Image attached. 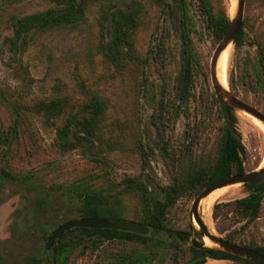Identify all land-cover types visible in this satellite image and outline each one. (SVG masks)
<instances>
[{
  "label": "rangeland",
  "instance_id": "1",
  "mask_svg": "<svg viewBox=\"0 0 264 264\" xmlns=\"http://www.w3.org/2000/svg\"><path fill=\"white\" fill-rule=\"evenodd\" d=\"M211 1L234 15L237 0ZM105 5H89L85 19L72 26L35 32L19 65L5 42L12 34L11 19L46 10L53 4L47 0H0V130L9 134L12 127L16 128L11 143L0 144V165L16 174L32 176L29 185L5 183L0 189V264H32V259L39 256H42L43 264H53L51 253L43 252L46 243L43 229L51 225L52 231L65 220L76 218L79 201L73 189L80 183L100 187L108 181L119 183L127 176H142L151 183L153 192L160 194L158 186L170 184L176 175L189 168L191 159L199 156L204 165L214 161L219 121L212 122L204 131L198 130L203 114L209 112L215 120L216 106L212 99L217 98L210 82L209 66L218 43L215 44L207 34L203 35L202 24L198 21L193 39L206 75L200 71L194 76L188 100L179 105L182 113L178 117L172 116L178 104L180 70L179 42L173 24H167L171 36L166 42L172 55L163 67L156 69L155 63L150 61L130 63L123 70H117L99 51L102 38L98 19ZM112 6L114 9L137 10L142 1L114 0ZM156 17L157 11H151L150 24L136 33V47L143 58L153 45L151 32L157 25L154 24ZM242 22L249 38L264 40V0H245ZM225 49L228 88L232 78L239 90L237 96L264 112V94H254L242 85L245 72L251 78L250 73L257 65L256 47L247 43L235 49L230 44ZM81 84L98 93L106 106L101 119L102 137L113 144L112 149L107 148L105 152L106 165L94 162L80 149L61 153L55 137L56 128L64 118L51 125L33 109L39 101L58 95L66 96L71 103L83 101ZM234 111L236 128L247 150L245 169L264 166V129L254 125L250 115ZM156 112L162 114L160 121L165 123L159 129L162 128L161 134L167 140L170 152L174 153L169 159L160 152L162 142L154 124L160 122ZM170 113L171 117H168ZM194 130L198 133L192 140ZM142 147L150 155L149 164L145 166L139 153ZM222 188V195L213 201L208 228L213 232H217V228L223 229L221 235L232 232L243 245L264 247V199L258 217L248 221L233 214L232 207L225 204L250 191L242 184ZM193 199L182 197L167 209L166 231L152 235L156 241L166 237L169 241L165 245L158 243L154 247L150 240L142 244L123 234L113 239L100 237L93 243L95 238L78 240L79 233L75 232L64 237L65 242H77L64 264H123L121 258L138 252L148 256V264H174L175 255L177 264L187 263L192 236L177 245L175 231H189L191 225L199 230L190 210ZM123 203L124 218L133 219L138 210L137 199L127 195ZM216 204L214 219L213 206ZM204 264L240 263L207 259Z\"/></svg>",
  "mask_w": 264,
  "mask_h": 264
},
{
  "label": "trees",
  "instance_id": "2",
  "mask_svg": "<svg viewBox=\"0 0 264 264\" xmlns=\"http://www.w3.org/2000/svg\"><path fill=\"white\" fill-rule=\"evenodd\" d=\"M53 4L51 8L43 11L16 16L11 19L12 34L5 38L6 44L15 62L21 64L22 57L27 51L35 32H43L58 27H68L77 24L85 19L89 5L93 3H106L102 7L98 19L100 25L101 44L100 53L105 60L117 70H123L130 63H149L153 61L155 68L163 67L171 57L172 53L166 46L171 36V28L167 24H173L179 42V76H178V99L177 109L172 116L178 117L182 111L180 104L188 100L193 85L194 76L204 73L202 62L195 49L193 35L195 25L199 21L202 24L203 35H208L217 44L224 36L230 22V15L225 8L216 7L211 0H141L140 9L124 10L114 9V0H47ZM249 1V0H248ZM157 11L154 24H157L151 32L153 45L148 49L147 55L143 58L136 47V33L150 24L151 11ZM242 22L239 34L234 38L232 44L235 49L241 48L244 44H252L257 49V65L251 71V78L248 72L243 76L242 85L247 86L254 94H264V40L249 38ZM247 41V42H246ZM229 87L238 95V87L235 81L229 79ZM85 96L83 101L69 102L66 96H55L48 100H41L33 106L38 114L42 115L46 122L51 125L55 121L64 118V122L57 126L55 144L61 153H67L80 149L94 162L108 164L105 152L112 149V143L102 137L101 119L105 113L106 106L100 95L83 84L79 87ZM216 106L215 120L208 112L202 115L200 131L211 127L212 122L219 121L220 131L217 152L214 161L209 165L200 162V158L191 159L187 170L179 173L173 178L170 184L158 186L160 194L153 192L151 183L142 176H127L119 183L108 181L105 186L95 187L94 184L83 182L75 186L73 191L79 201L76 207V218H107L109 220H126L122 208L124 196H134L137 199L138 210L132 220L145 225L149 232L146 235L129 231L113 230L108 228H82L73 227L58 238L51 248V259L53 264H64L68 254L73 251L77 242L70 240L65 242L64 237L79 233L78 240L83 237L113 239L118 234L127 238H135L142 244L147 240L153 241L154 247L158 243L165 245L169 240L164 237L161 241L152 238L154 234H161L166 231L165 215L167 209L174 205L182 197L194 198L201 190L213 184L217 180L236 173L248 171L245 169V157L247 150L241 141V135L237 131V116L230 106H226L228 120H225L218 101L213 98ZM179 107V108H178ZM179 109V110H178ZM158 119L162 118L160 112H156ZM155 117V114H154ZM168 117H171V113ZM158 121V122H159ZM165 122L160 121L156 125L158 137L162 142L160 152L162 156L169 159L174 153L170 152L167 140L161 134L159 126ZM198 129V128H197ZM15 126L9 134L0 130V144L9 145L15 135ZM192 132L193 135L198 133ZM105 146V147H103ZM108 148V149H107ZM142 164H149V153L142 147L139 150ZM1 159V158H0ZM145 176L150 179L148 173ZM32 176L29 174H16L5 166L0 165V189L5 183L31 184ZM155 186V185H154ZM250 192L248 195L227 202L225 205L232 207L233 214L245 217L252 221L258 217L259 210L264 199V183L259 185L243 184ZM40 199H43L40 197ZM217 204L213 206L214 219ZM60 221L58 220V223ZM52 226L44 227L43 241L46 242L51 234ZM217 232L222 234L223 229ZM177 245L182 241H188L189 259L185 264H204L207 259L232 260L240 264H253L243 258L226 253L215 247L207 246L203 242V232L196 230L193 225L189 231H175ZM165 236V235H164ZM225 238L238 242L232 233L223 235ZM264 254V247L247 245ZM45 252V248L43 250ZM152 253V252H149ZM123 264H148V256L141 252L123 257ZM174 264H177V256H173ZM32 264H43L42 256L32 259Z\"/></svg>",
  "mask_w": 264,
  "mask_h": 264
},
{
  "label": "water",
  "instance_id": "3",
  "mask_svg": "<svg viewBox=\"0 0 264 264\" xmlns=\"http://www.w3.org/2000/svg\"><path fill=\"white\" fill-rule=\"evenodd\" d=\"M244 7L245 0H237L236 11L234 15H230V22L226 32L222 39L218 42L212 54L209 66V78L225 120H228V111L226 106H230L234 110L244 112L245 114L250 115L264 124V112H262L256 106L238 97L234 92H232L231 89L228 88V86L227 88L222 87L218 82L216 75V62L220 53L225 48H227V46L232 44L234 38L240 32ZM263 183L264 166H260L243 173L232 174L217 180L213 184L201 190L194 197L190 208L192 220L197 224L199 230L203 232L204 236H206L213 243L211 247L218 248L225 251L226 253L243 258L253 264H264V254L262 252L246 245L231 241L216 231L214 233L210 232L208 230L207 224L203 221V218L199 212L200 201L215 189L233 184L259 185ZM73 227L108 228L113 230L134 232L142 235H146L149 232V229L145 225L132 220H109L107 218H71L60 223L51 231V234L48 236L44 246V253L48 255L56 240Z\"/></svg>",
  "mask_w": 264,
  "mask_h": 264
},
{
  "label": "bare ground",
  "instance_id": "4",
  "mask_svg": "<svg viewBox=\"0 0 264 264\" xmlns=\"http://www.w3.org/2000/svg\"><path fill=\"white\" fill-rule=\"evenodd\" d=\"M226 50L224 49V51H222L218 57V60L216 62V75H217V79L218 82L220 83V85L224 88L227 87V78H226V72H227V55H226ZM251 121L254 125H256L257 127L264 129V124L260 121H258L257 119L250 117ZM249 120V119H248ZM224 189H215L213 190L210 194H208L206 197H204L201 201H200V205H199V209L200 212L202 213V218L203 221L208 224L209 220H210V212L212 209V204L213 201L222 195V193ZM208 230L212 233H214L213 231H211L209 228ZM203 241L207 246H212L213 243L206 237L203 236Z\"/></svg>",
  "mask_w": 264,
  "mask_h": 264
}]
</instances>
